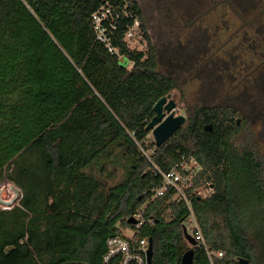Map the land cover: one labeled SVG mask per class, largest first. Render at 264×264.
Listing matches in <instances>:
<instances>
[{"label":"trees","instance_id":"16d2710c","mask_svg":"<svg viewBox=\"0 0 264 264\" xmlns=\"http://www.w3.org/2000/svg\"><path fill=\"white\" fill-rule=\"evenodd\" d=\"M105 9L100 40L93 15ZM137 20L146 51L125 39ZM175 88L158 72L136 0H0V185L21 191L0 209V264H107L108 240L123 227L152 239V264H181L191 249L208 264L184 239L187 207L170 194L148 204L161 178L137 143L145 146L154 105ZM227 116L197 109L151 158L163 171L182 155L199 162L197 186L213 180L215 194L193 199V210L208 246L225 253L216 264H254L264 251V183L252 154L231 142ZM111 165L126 178L109 187ZM141 209L137 228L128 219Z\"/></svg>","mask_w":264,"mask_h":264},{"label":"rangeland","instance_id":"374dc122","mask_svg":"<svg viewBox=\"0 0 264 264\" xmlns=\"http://www.w3.org/2000/svg\"><path fill=\"white\" fill-rule=\"evenodd\" d=\"M140 6L143 16L145 32L149 36L158 55V72L170 77L176 88L170 93L173 100L177 103L175 116H184L187 123H190L197 109L213 106V95L209 93V87H219V77L221 76V60L224 52H219L229 35L240 27V22L231 15H224L222 9L213 11L211 14L202 18L191 27L185 26L180 22L176 13L165 1L158 0H136ZM218 0H193L192 3L178 4L177 8L183 13L187 24H190L197 16L201 15L208 8L214 5ZM140 22L132 31L133 36H126L128 47L134 51H146L147 41L144 31L140 29ZM246 33L240 34V38L246 37ZM238 41V43H239ZM234 41L226 51H232L238 44ZM252 50V48H249ZM248 51V48L245 49ZM241 50L235 53L239 56ZM262 57L259 59V61ZM233 65V59H228ZM240 62V60H237ZM120 65L129 68L131 62L126 57H120ZM215 89V90H216ZM219 97L218 94L215 95ZM244 130L239 133L242 137ZM238 137V138H239ZM247 143L248 138H244ZM235 142V141H234ZM236 148L243 151V146L235 144ZM156 147L155 139L152 133L145 141V148L150 155ZM250 151V146L245 147ZM264 151V149H263ZM261 156V154H260ZM262 157V156H261ZM123 163V162H122ZM110 172L113 173L108 182L109 187L123 182L126 178L125 168L121 166H110ZM11 186L14 184L8 181L3 182L0 188L4 189L6 196L10 195ZM3 192V191H2ZM21 192V191H20ZM19 203V200L15 205ZM14 205V206H15ZM254 229V228H253ZM122 234L130 236L133 232L130 228L123 227ZM247 237L257 251V245L253 241V231H248ZM258 258L254 264H264V251L258 248Z\"/></svg>","mask_w":264,"mask_h":264},{"label":"flooded vegetation","instance_id":"af4514ba","mask_svg":"<svg viewBox=\"0 0 264 264\" xmlns=\"http://www.w3.org/2000/svg\"><path fill=\"white\" fill-rule=\"evenodd\" d=\"M158 1H165L174 10L180 22L185 26L188 25L183 13L176 5L192 3L193 0ZM220 1L223 0H218L215 4ZM229 1L247 21L253 20L264 9V0ZM220 8L224 15H231L238 20L240 27L231 33L227 41L219 48V52H224V57L221 60L224 67L222 66L221 76L218 79L219 87L217 89L211 86L208 88V92L213 95L212 100L208 101L215 104L203 108L229 113L224 124L229 129L236 130L231 142L234 146H236V142L238 146L242 145L245 155L252 154L251 160L256 170L261 172L260 180L264 183V14L252 26L244 27L227 3H222L215 10ZM242 33H246V37L239 41ZM234 41L237 43L239 41V43L234 46L232 51H226L225 48ZM246 48L248 51L245 50ZM238 50H241V54L236 57L235 53ZM261 57L262 59L259 61ZM228 59H233V65ZM216 94L219 95L218 98H216ZM242 130H244L243 136L239 137ZM209 132H213V128ZM244 138H248L247 143L243 141ZM247 145L250 146V151L245 149Z\"/></svg>","mask_w":264,"mask_h":264},{"label":"built area","instance_id":"2783aa9c","mask_svg":"<svg viewBox=\"0 0 264 264\" xmlns=\"http://www.w3.org/2000/svg\"><path fill=\"white\" fill-rule=\"evenodd\" d=\"M110 15L111 13L109 9L102 10L93 15L95 28L98 31V38L100 40L105 39L102 21L107 19ZM138 24L139 20H137L134 26L128 30L126 36L131 38L133 36L132 31H134L135 26H138ZM137 144L140 147L139 149L142 156L150 162L155 174L161 178V185L152 191V198L148 204L153 202L155 199L165 197L168 194L171 195L173 202L184 204L188 210V219L184 226L186 227L188 235L195 240L196 246L204 249L208 258V264H216V260H223L225 253L223 251L212 250L206 243L203 232L193 210V199H208L215 194L213 180L201 181V184L197 186V179L203 172V168L191 155H182L174 168L169 171H163L160 167L154 164L151 158V154L155 151L153 150L149 155L145 146L140 143ZM10 192L9 196L2 193L1 197L5 200H12L14 195L12 191ZM10 208L11 207L0 205V209ZM133 217L138 221V224L135 226L140 228L144 224L143 209L138 210ZM186 242L188 243L187 240ZM188 245L193 247L189 243ZM107 247L108 250L104 256V261L107 264L113 259H118L119 264H148V238H128L124 235H116L108 240ZM194 264L197 263L194 262Z\"/></svg>","mask_w":264,"mask_h":264},{"label":"water","instance_id":"95a60500","mask_svg":"<svg viewBox=\"0 0 264 264\" xmlns=\"http://www.w3.org/2000/svg\"><path fill=\"white\" fill-rule=\"evenodd\" d=\"M222 3H227L230 7V9L234 12L235 15L241 20L244 27L252 26L257 19L264 14V9L258 13V15L255 16V18L251 21H247L244 19V17L236 10V8L233 6V4L229 0H223L218 2L217 4L211 6L208 8L205 12H203L200 16H198L195 20H193L190 24H188V27L193 26L197 21L200 19L206 17L211 12H213L215 9H217ZM177 107V103L173 100L172 95L168 94L167 96L162 97L155 105H154V113L155 116L152 118L150 123L147 125L146 130L149 133H152L156 147L163 146L167 141H169L174 134L182 128L187 123V118L180 115L175 116L174 111ZM213 126L208 125L206 126L207 131H212ZM11 190L13 192V199L12 200H5L1 197L2 189H0V205H3L5 207H12L20 198H21V192L20 189H18L16 186H11ZM128 223L132 225H137L138 221L131 217L128 219ZM183 235L185 240L188 241V243L195 247L196 242L195 240L190 237L187 233L186 227H183ZM194 250L191 249L187 251L182 259L181 264H194ZM152 258H153V241L152 239H149V249L147 252V263L152 264ZM240 264H249L250 261L247 259H240Z\"/></svg>","mask_w":264,"mask_h":264},{"label":"crops","instance_id":"0c3cea01","mask_svg":"<svg viewBox=\"0 0 264 264\" xmlns=\"http://www.w3.org/2000/svg\"><path fill=\"white\" fill-rule=\"evenodd\" d=\"M124 236H125V235H124ZM128 237H133V236H132V234H131V235H130V236H128Z\"/></svg>","mask_w":264,"mask_h":264},{"label":"bare ground","instance_id":"6f19581e","mask_svg":"<svg viewBox=\"0 0 264 264\" xmlns=\"http://www.w3.org/2000/svg\"><path fill=\"white\" fill-rule=\"evenodd\" d=\"M2 191H3L2 193L4 194V189H3ZM11 191H12V190H11Z\"/></svg>","mask_w":264,"mask_h":264}]
</instances>
